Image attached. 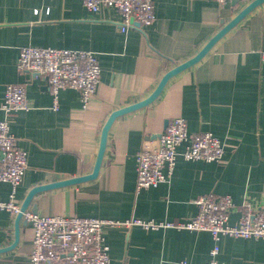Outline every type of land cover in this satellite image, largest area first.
<instances>
[{
	"label": "crops",
	"instance_id": "obj_1",
	"mask_svg": "<svg viewBox=\"0 0 264 264\" xmlns=\"http://www.w3.org/2000/svg\"><path fill=\"white\" fill-rule=\"evenodd\" d=\"M156 20L121 31V14L89 11L82 0H0V119L6 86H26L28 109L10 117L11 132L28 155L18 185L22 206L38 185L92 173L102 130L111 113L146 98L163 75L198 53L252 0H153ZM92 50L101 67L100 85L86 106L79 91L63 89L53 108L46 77L18 70L24 46ZM181 116L190 133L210 131L224 146L221 161L179 155L169 181L137 190V155L158 139L166 121ZM12 185L0 181V200ZM230 195L237 205L264 204V3L247 14L195 65L173 76L151 104L119 116L110 128L98 176L38 193L28 210L125 221H183L195 216L203 194ZM16 213L0 210V264H32L33 229ZM240 211L231 213L236 224ZM110 264H264V240L208 231L140 226L105 227Z\"/></svg>",
	"mask_w": 264,
	"mask_h": 264
},
{
	"label": "built area",
	"instance_id": "obj_2",
	"mask_svg": "<svg viewBox=\"0 0 264 264\" xmlns=\"http://www.w3.org/2000/svg\"><path fill=\"white\" fill-rule=\"evenodd\" d=\"M225 5L229 0H216ZM94 13L101 8L117 10L121 16V31L143 27L156 20L153 0H82ZM137 23V25H136ZM18 70L46 77L51 88L53 108H59V93L73 88L79 91L84 106L94 97L100 85L101 67L92 50L57 47L24 46L20 49ZM7 117L0 119V181L10 182L8 200H0V210L18 214L21 206L16 198L18 185L28 168L27 152L19 147L11 132L10 117L19 110L28 109L26 86L8 84L2 105ZM184 145L186 160L221 161L224 146L210 131L190 133L187 121L175 117L169 121L157 140L144 144L137 155V190L148 189L169 181L178 155ZM196 204L198 213L183 221H165L132 217L125 221L77 215H42L26 210L23 217L33 229L32 264H110L109 245L105 227L140 226L144 230L166 228L190 231H208L218 243L222 236L264 240V204L253 206L249 201L237 205L230 195L209 192L201 195ZM240 211L236 224L230 222L231 213ZM219 245L211 250L212 258L204 264H228L215 258ZM176 264H192L183 259Z\"/></svg>",
	"mask_w": 264,
	"mask_h": 264
},
{
	"label": "water",
	"instance_id": "obj_3",
	"mask_svg": "<svg viewBox=\"0 0 264 264\" xmlns=\"http://www.w3.org/2000/svg\"><path fill=\"white\" fill-rule=\"evenodd\" d=\"M234 2L240 1V0H233ZM264 3V0H252L250 1L241 11H239L228 23H226L205 45L202 47V49L196 53L194 56L191 58L187 59L186 61L179 63L175 65L173 68L168 70L163 77L160 79L158 85L156 88L151 92L150 95H148L146 98L137 101L135 103H132L130 105H127L125 107L118 108L114 110L111 115L109 116L108 120L106 121L103 130H102V136H101V142H100V147L98 151V155L96 158L95 166L92 171V173L87 174V175H82L74 178H69V179H63L59 181H55L52 183H47L43 185H38L33 187L25 201L22 203L20 212L16 216V240L15 242L11 245L14 247L19 238V233H20V222L23 217V214L26 210H28V206L31 203L32 199L35 197L40 192L65 186V185H70V184H76L79 182H83L86 180H91L94 179L98 176L101 165L104 159L107 143H108V135L110 128L112 127L114 121L119 117L122 116L126 113L132 112L134 110L140 109L142 107H145L149 104H151L153 101L156 100V98L162 93L164 90L165 86L167 85L168 81L178 73L182 72L183 70L195 65L197 62H199L211 49L212 47L227 33L229 32L234 26H236L247 14H249L252 10H254L257 6L261 5ZM137 25V23H136ZM169 121H166L165 123V128L168 125ZM160 135H158L159 137ZM31 211L34 213H37V207L35 206L34 208H31ZM25 225H31L30 222L24 221ZM1 250V249H0Z\"/></svg>",
	"mask_w": 264,
	"mask_h": 264
}]
</instances>
